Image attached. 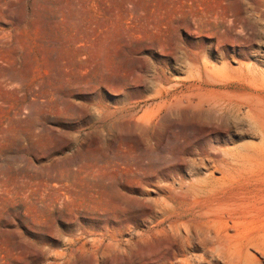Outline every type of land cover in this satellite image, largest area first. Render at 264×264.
I'll return each instance as SVG.
<instances>
[{
    "label": "rangeland",
    "instance_id": "1",
    "mask_svg": "<svg viewBox=\"0 0 264 264\" xmlns=\"http://www.w3.org/2000/svg\"><path fill=\"white\" fill-rule=\"evenodd\" d=\"M241 64L264 86V0H0V264H264V166L232 241L201 243L186 220L155 226L165 172L136 167L127 130L160 85ZM245 132L178 159L260 142Z\"/></svg>",
    "mask_w": 264,
    "mask_h": 264
},
{
    "label": "bare ground",
    "instance_id": "2",
    "mask_svg": "<svg viewBox=\"0 0 264 264\" xmlns=\"http://www.w3.org/2000/svg\"><path fill=\"white\" fill-rule=\"evenodd\" d=\"M226 69L221 73L207 68L197 82L189 85H160L155 90L156 102L141 115L132 116L127 125L128 134L138 138L136 167L143 172L161 167L165 172V178L155 186L161 200H155L154 205L163 216L155 226L159 228L166 222L176 226L186 220L201 227V243L213 245L232 241L221 229L238 230L242 226L240 211L251 177L264 166L262 80L245 64ZM232 127L240 130L239 140L248 137V129L260 142L223 149L212 146L208 151L202 148L188 163L178 159V152L186 145L205 142L212 136L218 144L220 133ZM176 165L185 167L186 172ZM247 242L254 243V237L247 238ZM226 264L248 263L230 253Z\"/></svg>",
    "mask_w": 264,
    "mask_h": 264
}]
</instances>
